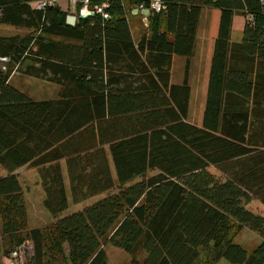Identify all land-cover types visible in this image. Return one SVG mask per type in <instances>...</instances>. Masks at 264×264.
Segmentation results:
<instances>
[{"label":"trees","instance_id":"obj_1","mask_svg":"<svg viewBox=\"0 0 264 264\" xmlns=\"http://www.w3.org/2000/svg\"><path fill=\"white\" fill-rule=\"evenodd\" d=\"M0 0V264L24 243L26 264H264V4L261 0H87L92 17L65 23L54 2ZM84 6L76 0V13ZM101 12L97 8H101ZM133 6L150 10L137 40ZM209 11L203 88L187 123L188 69ZM244 16L238 43L232 19ZM174 56L184 79L170 83ZM15 71L59 87L35 101ZM65 164L68 188L64 184ZM35 169L53 223L29 229L15 171ZM73 205L103 196L80 211ZM260 237L247 253L234 238ZM141 256V260L138 257Z\"/></svg>","mask_w":264,"mask_h":264},{"label":"crops","instance_id":"obj_2","mask_svg":"<svg viewBox=\"0 0 264 264\" xmlns=\"http://www.w3.org/2000/svg\"><path fill=\"white\" fill-rule=\"evenodd\" d=\"M35 1H37V0H34L32 2V4H31L32 6L34 5ZM69 1H70V5L68 4L67 8H65V9L62 8V9L65 12L71 13V12L75 11V9H76L75 8L76 2H75V0H74V2L72 0L73 4H71L72 3L71 0H67V3ZM55 2H56V4H58V0H55ZM84 6H87V4L86 5L84 4ZM84 6L79 10V12L81 10H83ZM134 9H137L138 11L135 14H132V11H131V16L135 17L137 14L142 16L141 23L147 25V22L145 23L144 20L146 19V21H147V18L150 15V11H149L148 15L145 17L140 12L141 10H143L145 8H143L142 6H133L132 10H134ZM240 17L243 19L242 20V22H243L242 23V29H243L245 19H244V16H240ZM208 20H209V11L207 9H205L202 11V15H201L199 23H198L193 56L190 60V66L188 69L187 84H188V87L190 89V95H189L188 114H187L186 121H187V123H189L191 125L196 124V122L194 123V121H191L188 118L192 89L193 88H194V90H195V88L198 89L200 87V85L203 84L204 61H205V57H206L207 29H208V24H209ZM234 20H236L235 16L232 19L230 43H238L241 40L242 29H240V27H239V32H234V30H233V26L235 23ZM128 21H129V19H128ZM133 24H134V18H132L131 22H129L130 30H132ZM0 28H1V26H0ZM138 37H137V39H138ZM137 39H135V40H137ZM195 62L197 64H199V66H196V68H195L196 70H193ZM175 63L176 64L180 63L181 67L179 66L178 71L174 72L176 74H173V67H174ZM184 63H185L184 58L178 57V56L173 57L172 64H171V71H170V73H171L170 83L171 84L180 85L182 83V81L184 79ZM191 73H192V75H191ZM196 74H201V77H198ZM192 81H194V83H191ZM9 83L11 86L16 88L14 86V84L11 83V77L9 79ZM197 84H199L198 87L196 86ZM31 99H33V98H31ZM53 99H55V98H53ZM53 99L52 98H50V99H35L34 98L33 100H35V101H43L44 100L45 101V100H53ZM60 167L63 169L64 184L68 188V182H67V178H66L64 162L60 163ZM14 174H16L18 182L20 183V186H21L22 191H23L24 200H25V204H26L28 228L29 229H38L36 227H32V225H31L32 221L34 222V224L41 222L44 228L51 225L54 221L43 207L42 203L44 200V193H43V190H42L41 185H40V178L38 176L37 171L35 169H28L26 166H23V167L17 169ZM5 176H6V174L3 175L2 177H5ZM101 197H103V196H101ZM98 198L100 199V196ZM31 202H33V210H34V211L32 210V212L29 211V207H30ZM70 202H71V200H70V196L68 194V203L70 204ZM42 207H43V209L47 215L43 214V212L41 210ZM66 212H65V214L70 213V212L69 213H66ZM39 229H41V228H39ZM0 234H1V232H0ZM4 261H5V258L2 259V264L4 263Z\"/></svg>","mask_w":264,"mask_h":264},{"label":"rangeland","instance_id":"obj_3","mask_svg":"<svg viewBox=\"0 0 264 264\" xmlns=\"http://www.w3.org/2000/svg\"><path fill=\"white\" fill-rule=\"evenodd\" d=\"M72 2V0H71ZM74 2V0H73ZM73 2L71 4H73ZM76 2V0H75ZM68 4L70 5V1L67 3V0H58V6L60 7L61 10L65 9L68 7ZM63 8V9H62ZM68 15H73L76 16V9L73 12H68ZM129 16V22H131L132 18H134V24L132 25V36L134 39H137V37L139 36V34L141 33V31H143L146 27L145 24L141 23V18L142 16L140 15H136ZM236 20H234V26H233V30L234 32H239V27L240 29H242V18L240 17L239 14H235L234 15ZM209 22V20H208ZM236 30V31H235ZM26 31L22 30V29H14L11 27H7V26H1L0 28V34L1 35H11V34H24ZM208 32V29H207ZM4 63L5 61L3 59H0V68L2 69L4 67ZM181 63V62H180ZM174 64L173 67V74H176L174 72H177L179 69V66L181 67V64ZM196 66H199V64H197L195 62L194 64V68L193 70H196ZM192 75V73H191ZM198 77H201V74H196ZM11 83L14 84V86L21 91L22 93H24L26 96L31 97V98H35V99H50V98H56V96L58 95L59 92V87L48 83L47 81H43V80H38V79H34L28 76H25L17 71L14 70V72L11 75ZM191 83H194V81H192ZM199 84H197L196 86L198 87ZM202 88H203V84L200 85V87L198 89L194 88L192 89V94H191V101H190V105H189V115L188 118L191 121L197 122V117H198V111H199V102H200V97H201V93H202ZM199 101V102H198ZM5 171L0 167V177H2L3 175H5ZM101 198V196H100ZM99 198L98 197H94L92 199H89L83 203H81L80 205H73L71 202L69 204L68 210L66 213H74L76 211H80L82 209H84L85 207L89 206L90 204L96 202ZM36 204V203H35ZM33 210V202H31L30 207H29V211L32 212ZM43 214H46V212L44 211L43 207L41 208ZM34 211V210H33ZM69 213V214H70ZM47 215V214H46ZM32 220V219H31ZM39 223V222H38ZM36 223L34 224V222L32 221V227H36V228H41L43 229V225L40 222L39 224ZM0 232H1V221H0ZM261 239L258 236V234L248 230V229H242L234 238V244L239 245L241 248H243L248 254L251 253L260 243ZM104 251L106 253L107 256V263L108 264H129L130 262V256L127 255L126 253H124L123 251L114 248L112 246H104ZM25 257V256H24ZM141 256L138 257L139 260H141ZM26 260V257H25ZM26 264V261H25ZM217 264H228L225 261H219Z\"/></svg>","mask_w":264,"mask_h":264},{"label":"built area","instance_id":"obj_4","mask_svg":"<svg viewBox=\"0 0 264 264\" xmlns=\"http://www.w3.org/2000/svg\"><path fill=\"white\" fill-rule=\"evenodd\" d=\"M83 3L86 5L87 0H82ZM55 0H37L34 2V7L37 10H44L47 6L53 4ZM261 2L264 4V0H261ZM150 10H152L155 13H159L165 9V7L162 5V2L160 0H151L150 1ZM97 8L98 12H101L102 8ZM80 14H83V10L79 12ZM31 246L29 243H24L20 247L16 248L12 252L8 254V256L5 257V261L3 264H25V257L26 254H28ZM25 256V257H24Z\"/></svg>","mask_w":264,"mask_h":264},{"label":"water","instance_id":"obj_5","mask_svg":"<svg viewBox=\"0 0 264 264\" xmlns=\"http://www.w3.org/2000/svg\"><path fill=\"white\" fill-rule=\"evenodd\" d=\"M137 11H138L137 9L132 10V14L137 13ZM149 11H150L149 9H143L140 12L146 17L148 15ZM93 15H94V13L92 11L88 10L87 6H84L83 14L79 13L78 16L67 15L65 23L69 26H74L78 19H84L86 17H92ZM144 22L145 23L147 22L146 19L144 20Z\"/></svg>","mask_w":264,"mask_h":264}]
</instances>
